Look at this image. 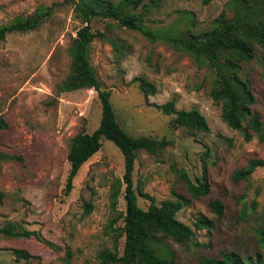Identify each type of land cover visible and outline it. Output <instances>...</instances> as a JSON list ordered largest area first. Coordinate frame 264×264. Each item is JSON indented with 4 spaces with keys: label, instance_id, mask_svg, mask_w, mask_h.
Segmentation results:
<instances>
[{
    "label": "rangeland",
    "instance_id": "obj_1",
    "mask_svg": "<svg viewBox=\"0 0 264 264\" xmlns=\"http://www.w3.org/2000/svg\"><path fill=\"white\" fill-rule=\"evenodd\" d=\"M118 1V0H110ZM148 0H143L146 4ZM231 0H159L156 8L141 14L142 23L162 34L213 27L222 12L230 15ZM49 12L33 30L7 35L0 41V150L13 155L0 161V227L14 223L30 235L0 233V264L15 263L13 250L25 249L29 259L18 264H98L97 253L113 246L109 224L123 225L124 160L119 149L103 140L100 149L79 168L73 188L63 193L69 170L67 152L76 134L92 132L99 123L101 105L93 88L58 93L69 73L70 47L82 26L69 0H0V24L39 10ZM141 12V6L135 13ZM93 30L103 31L89 48L98 78L110 89V100L121 127L130 135L166 138L160 152L137 153L132 172L134 188L153 198L155 204L189 196L188 181L206 174L209 193L183 207L177 218L191 226L184 243L161 237L160 253L173 264H199L204 257L219 258L236 251L242 258L264 262L258 232L264 228V165L246 180L234 181L233 172L250 159H264V138L252 133L249 141L241 129L221 119V105L210 95L215 73L202 58H195L162 38L150 40L136 30L112 20L95 19ZM114 41L117 48L113 47ZM243 64L241 74L251 82V105L264 122V48ZM142 77L156 86L145 101L137 82ZM93 89V90H92ZM174 99L176 110L197 109L209 131L191 134L173 123L174 114H163L155 105ZM119 188L116 210L111 192ZM221 199L218 217L209 208ZM91 204L86 212L85 204ZM146 209L150 200L137 195ZM208 218L214 227L196 229L197 218ZM124 239L119 240V252Z\"/></svg>",
    "mask_w": 264,
    "mask_h": 264
},
{
    "label": "trees",
    "instance_id": "obj_2",
    "mask_svg": "<svg viewBox=\"0 0 264 264\" xmlns=\"http://www.w3.org/2000/svg\"><path fill=\"white\" fill-rule=\"evenodd\" d=\"M208 0H204L207 2ZM72 3L75 17L82 26L77 30L70 52L72 61L69 73L58 85L57 91L67 92L76 89L93 88L101 105V116L98 126L90 133L79 132L70 144L67 152L69 170L63 193L68 195L73 188V178L79 168L102 146L103 140L111 141L121 152L124 160L123 182L125 184L123 198L125 213L123 225L113 227L116 218L109 224L113 246L102 249L97 253L98 264H173L166 253L158 251L161 237H169L175 242L184 243L193 234L191 226L177 218V213L193 200L209 193L210 186L206 174L196 178L195 182L188 181L189 196L175 194L174 198L162 200L158 205L153 198L141 189H135L132 181L134 163L139 151L156 154L163 150L169 140L149 135L133 136L127 133L118 123L107 89L96 75L90 63L89 48L96 37H105V33L91 28L95 19L112 20L117 26L136 30L150 40L162 38L174 47L188 53L195 58L204 59L215 73L211 97L221 105V119L232 129H241L243 122L244 139L249 141L252 133H258L264 138V122L253 112L251 105L255 102L251 90V82L243 77V64L251 61L255 56V48H264V0H231L228 7L230 15L222 12L213 21V27L196 33L190 30L174 34L161 32L146 27L141 20V14L156 8L159 0H69ZM141 6V12L135 10ZM49 14L45 9L39 10L26 17H18L7 23L0 24V41L8 34L27 32L36 29ZM114 48L118 46L111 41ZM139 90L145 101L149 95L156 93V86L150 81L135 77ZM163 114H174L173 123L184 127L191 134L196 131H209L208 123L197 109L176 110L174 99L155 105ZM0 126H6L0 120ZM14 156L0 150V161L12 159ZM264 165V159H250L246 166L236 169L232 174L234 181L246 180L258 166ZM119 188L111 192V208L116 210ZM150 200L148 208L143 209L137 203V195ZM86 212L91 210V204L86 203ZM210 210L218 217L224 212L221 199L209 202ZM117 211V210H116ZM196 229H212L213 221L201 217L193 222ZM0 233L10 236L30 235L23 227L14 223H7L0 227ZM123 238L122 251L119 252V240ZM258 242L264 248V228L258 232ZM15 263L19 259H29L31 254L20 248L13 250ZM199 264H264L261 260L252 261L242 258L236 251L222 252L219 258L204 257Z\"/></svg>",
    "mask_w": 264,
    "mask_h": 264
},
{
    "label": "built area",
    "instance_id": "obj_3",
    "mask_svg": "<svg viewBox=\"0 0 264 264\" xmlns=\"http://www.w3.org/2000/svg\"><path fill=\"white\" fill-rule=\"evenodd\" d=\"M93 90V89H92Z\"/></svg>",
    "mask_w": 264,
    "mask_h": 264
}]
</instances>
